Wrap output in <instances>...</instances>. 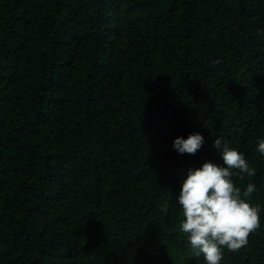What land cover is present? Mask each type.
<instances>
[{"label":"trees","instance_id":"16d2710c","mask_svg":"<svg viewBox=\"0 0 264 264\" xmlns=\"http://www.w3.org/2000/svg\"><path fill=\"white\" fill-rule=\"evenodd\" d=\"M264 0H0V264H204L179 230L189 167L244 151L264 264ZM198 131L193 154L172 147Z\"/></svg>","mask_w":264,"mask_h":264},{"label":"clouds","instance_id":"9594fccd","mask_svg":"<svg viewBox=\"0 0 264 264\" xmlns=\"http://www.w3.org/2000/svg\"><path fill=\"white\" fill-rule=\"evenodd\" d=\"M264 30H257L258 35ZM203 134L194 131L176 136L172 147L180 154L195 153L203 144ZM213 146L219 150L222 164L210 160L199 167H189L180 181L175 202L183 218L179 230L185 235L188 247L204 264H220L223 251L236 250L247 243L250 232L260 223L261 205L251 199L254 183L242 187L232 179L234 175L253 176L246 154L217 135ZM256 151L264 156V136H258Z\"/></svg>","mask_w":264,"mask_h":264}]
</instances>
